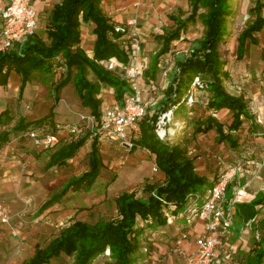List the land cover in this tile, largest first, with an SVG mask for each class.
Instances as JSON below:
<instances>
[{
    "label": "trees",
    "instance_id": "trees-1",
    "mask_svg": "<svg viewBox=\"0 0 264 264\" xmlns=\"http://www.w3.org/2000/svg\"><path fill=\"white\" fill-rule=\"evenodd\" d=\"M104 0H60L46 18H38L39 29L25 43L15 45L12 49L0 52V89L9 85L12 73L20 77L19 99L35 74L55 76L53 85L55 104L48 116L38 121L28 122L26 117H20L14 132L30 131L52 133L58 135L60 143L49 150L37 147L44 152H50L46 170L61 166L77 156L80 150L91 140V150L88 154V170L79 177L69 180L65 186L45 202L39 214L44 213L60 203L70 192L93 187L104 168V160L100 149L104 141L98 134L103 113L110 109L104 104L102 89L114 90L115 101L123 106L128 97L134 94L133 80L128 77V69L133 63V53L130 48L128 35L130 30L124 26L111 23L102 9ZM232 0H191V14L184 20H177L175 30L158 38L162 48L157 54L155 71L158 60L169 53L174 42L180 41L182 34L187 32L192 24L201 22L205 31L203 37L190 43L187 54L178 57L175 62V75L172 84L166 90V101L160 112L166 111L172 105L180 104L191 90L194 80L199 77L202 87L194 92L195 104L189 108L181 104L176 114L184 112L185 117L195 107L199 113L203 110L208 114L201 115L185 124L184 130L172 141H160L156 135L158 115L149 116L146 109L145 117L140 121L137 135L132 137L134 148L148 151L155 157V166L165 175L163 183H146L139 197L134 192H123L115 198L118 217L115 220L91 224L75 221L63 228L46 247L38 246L34 256L25 264H51L52 261L65 256L74 259L73 264H94L99 258L107 257L106 264H138L141 253H150L153 245L149 238L158 229L169 224L166 211L172 210L171 217L184 216L188 206H202L210 195L213 184L219 178L222 170L228 169L222 157H216L219 174L213 182L197 171L198 155H191L190 148L198 135H208L216 131L218 145L228 143L232 149L239 147L235 136L246 122H252V127H258L252 115L249 104L244 96H235L228 92L225 83L230 79L227 71L228 61L223 54L226 38L229 35V20L233 16ZM254 7L250 13L255 19L241 32L238 37L237 60L242 61L252 46H259L258 35L264 31V0H253ZM45 26L42 29V20ZM94 24L96 42L93 57L81 47L82 26ZM116 29L120 31L117 32ZM115 60L116 70L110 71L107 63ZM264 62V51L262 52ZM93 74L95 79H90ZM73 83L80 106L92 117V127L81 123L80 132L71 134L65 131L66 126H52L55 108L61 100L62 90ZM183 106V107H182ZM228 110L232 115L229 126L223 125L215 116ZM79 121L80 123V116ZM14 118L10 111L0 114V125L9 126ZM74 123V124H77ZM193 126V134L188 137L185 133ZM83 129L87 134L81 137ZM60 132L66 133V141L62 142ZM10 131L0 133V151L8 143ZM133 149L129 150L132 151ZM128 150V149H127ZM155 172V171H154ZM230 188V186H229ZM228 188V190H229ZM209 193L208 197L205 194ZM256 204H261L260 202ZM259 249L255 253L253 264L264 263V226L259 233ZM109 253V255H108Z\"/></svg>",
    "mask_w": 264,
    "mask_h": 264
},
{
    "label": "crops",
    "instance_id": "crops-1",
    "mask_svg": "<svg viewBox=\"0 0 264 264\" xmlns=\"http://www.w3.org/2000/svg\"><path fill=\"white\" fill-rule=\"evenodd\" d=\"M9 2L10 0H0V5ZM59 2L60 0H34L33 7L37 11L38 18H46ZM102 9L104 15L115 26H124L129 21H136L135 29L142 38V58L145 62V71L139 82L145 91L147 113L153 116L160 111L166 101L165 93L174 79L176 59L186 55L188 50L186 44L182 43L185 40L184 35L189 34L188 30L183 33L181 40L172 44L170 52L158 60L157 72L154 75L156 57L162 48L158 38L175 30L177 20H184L191 14V0H104ZM2 29L3 26L0 25V43ZM94 29V24H85L81 29V47L90 57H93L97 39ZM181 45L185 49L180 50ZM227 71L230 73V79L225 83L226 89L232 95L244 96L258 127L255 130L252 122L243 125V128L235 134L239 140L237 149H232L228 143L218 145L216 131L208 135H198L189 153L199 156L196 161L197 171L211 182L219 174L216 157H222L227 167L238 170L226 196V206L232 209L233 222L225 229L222 245L217 249L215 264H253L260 242V236L258 239L257 235L264 226V94L260 93L261 90L257 85L244 79L248 75L244 76L241 71L235 72L229 67ZM66 88L67 86L62 90L61 100L55 108L52 126L74 124L79 121L80 110L77 107L79 100L76 91L72 92L71 102H67L64 97ZM100 97H103L107 108L117 106L113 89H102ZM198 109L200 110L199 107H195L187 117L184 115V120L191 122L200 115L203 118L207 117L208 114L203 110L199 113ZM2 110L1 113L6 111L5 108ZM21 116L25 117V115ZM215 117L226 127L232 122V115L228 110L219 112ZM16 122L14 118L11 125L4 126L6 127L4 131H10L11 134L8 143L0 151V204L12 217L17 235L0 222V264H25L34 256L38 246L46 247L60 233L62 229L55 232L54 228L58 227L57 223L70 212H58L64 209V203L74 192L70 191L60 203L44 213L39 214V210L69 180L81 176L89 168L88 154L91 150V140L76 157L61 166L46 170L50 152L36 148L31 141L24 138L23 133L14 132ZM193 131V126L190 125L185 133L190 137ZM86 134V129H83L81 137ZM59 135L63 139L62 142H65L66 133L60 132ZM136 135L135 132L132 137ZM207 137L209 145L205 142ZM119 145L117 142L100 141L104 160L101 175L114 167L121 154L120 147L124 152H132L129 158L131 163L134 162V166L150 163L149 167L154 172L155 157L148 151L140 148L129 151ZM84 156L87 157V166L82 170ZM73 172L74 174H71ZM54 179L63 182L61 189L55 192L50 190V184ZM165 179V175L160 171L154 172V180L159 181L157 183H163ZM147 183L155 182L148 180ZM208 195L209 193H206L205 197ZM258 202L261 204H256ZM48 232L50 238L42 245V236ZM204 233L202 221L175 216L170 219L166 227L152 233L149 240L153 242V247L150 253H146L145 250L141 253L138 264H187L195 256L196 239ZM54 234L56 235L53 236ZM185 236L187 238H184Z\"/></svg>",
    "mask_w": 264,
    "mask_h": 264
},
{
    "label": "built area",
    "instance_id": "built-area-1",
    "mask_svg": "<svg viewBox=\"0 0 264 264\" xmlns=\"http://www.w3.org/2000/svg\"><path fill=\"white\" fill-rule=\"evenodd\" d=\"M33 3L34 0H10L8 4L0 5V25L3 26L0 52L9 51L15 45L23 44L36 35L39 24L38 14L33 7ZM135 25V20L129 21L126 25L130 30L128 39L133 53V63L128 69L127 75L133 80L134 94L127 98L123 106L117 105L106 110L98 126V134L104 141L117 142L128 150L134 148L131 140L132 135L138 130L140 121L146 115L145 91L139 82L145 71V62L142 58V38L136 31ZM116 30L117 32L120 31L119 29ZM117 65L115 60L107 63L110 71L116 70ZM202 85V80L197 77L192 84L191 90L180 104L172 105L166 111L158 114L155 135L160 141H172L184 130L185 124L175 119L176 111L181 104H185L189 108L193 107L196 102L194 92ZM81 123L94 124V119L81 115L80 123L64 127L65 131L67 130L71 134H78ZM60 127L58 126L57 128ZM24 137L29 138L37 147L44 150H49L60 143L59 136L52 133L40 134L38 131H30ZM153 170L155 172L158 171L157 166H154ZM237 174L238 170L233 167L222 170L210 190L208 199L203 202L202 206L191 205L187 207L186 215L202 221L205 229L204 235L196 239L195 256L187 264H215L217 249L222 245L225 229L233 222L232 209L226 206V196L228 188ZM172 210L174 208L166 211L169 221L172 219ZM0 222L7 226L14 235H17L12 224V217L1 204ZM257 237L259 239V235ZM184 238H187V236Z\"/></svg>",
    "mask_w": 264,
    "mask_h": 264
},
{
    "label": "rangeland",
    "instance_id": "rangeland-1",
    "mask_svg": "<svg viewBox=\"0 0 264 264\" xmlns=\"http://www.w3.org/2000/svg\"><path fill=\"white\" fill-rule=\"evenodd\" d=\"M231 5L234 13L229 20V35L226 38L227 43L225 44V48L223 47V54L228 61L229 68L235 72L241 71L244 76L248 75L244 79H248L250 83L257 85L261 90L260 93L264 94V62L262 61V52L264 51V31L258 35L260 41L259 46H252L242 61H239L236 58L238 37L255 19L250 13V9L254 7V2L253 0H232ZM44 22L45 19L42 20V29L45 26ZM204 31L205 29L200 21L196 24L190 25L188 29L189 35H184L185 40L182 43L186 44V47L189 48L190 43L196 42L203 37ZM180 47V50L185 49L183 45ZM90 79H95L93 74L90 75ZM56 80L57 78L53 75L47 76L45 74H35L32 81L27 86L23 97L19 99L21 80L17 75L12 73L9 85L0 89V113L3 111L2 109L5 108L10 111L11 116L16 120H18L19 116L25 115L26 119L29 121H34L48 115L52 106L55 104L52 90ZM74 90L72 84L65 89L64 97L67 102H71L72 92ZM77 103L80 114L88 115L89 112L81 108L79 101ZM158 114L159 112L157 115ZM175 119L176 121H183L184 112L177 114ZM92 125V123H88L85 126L92 127ZM5 129L6 127L0 126V133ZM205 142L206 145H209L208 137ZM120 149L121 154L114 167L109 169L108 172L104 171L93 187H86L80 191H76L69 199H67L64 203V209H61L58 213H63L64 211L70 213L57 223L58 227L54 228L55 232L60 231L77 220L91 224L115 220L118 217L114 206V199L116 196L123 192H134L140 197L142 195L143 187L148 180L155 183L159 182L154 180V172L152 171V168L149 167L150 163H140V165L136 166L135 164L134 166V162L131 163V158H129L132 152H124L121 147ZM121 162H123V164H121ZM82 165V170H85L87 166L86 156H84L82 160ZM71 174H74V172ZM62 186L63 182H58L54 179L50 184V190L55 192L60 190ZM49 235L50 233L48 232L45 236H42V245L46 244L49 240ZM108 261L109 260L105 256L99 258L94 264H106ZM73 263V258L62 256L54 260L52 264Z\"/></svg>",
    "mask_w": 264,
    "mask_h": 264
}]
</instances>
